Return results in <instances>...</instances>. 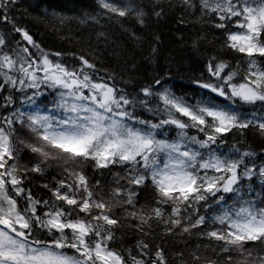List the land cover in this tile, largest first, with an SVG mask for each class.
<instances>
[{"label": "snow or ice", "instance_id": "snow-or-ice-1", "mask_svg": "<svg viewBox=\"0 0 264 264\" xmlns=\"http://www.w3.org/2000/svg\"><path fill=\"white\" fill-rule=\"evenodd\" d=\"M16 2L0 0V20L12 23L7 10ZM151 2L154 14L160 17L163 9L155 8L161 0ZM180 3L185 10L198 8L202 19L207 17L215 28L225 30L222 46L238 53L246 64L245 74L237 80L238 71L213 57L207 64L210 78L197 81L198 86L233 104L264 107V0ZM97 4L102 11L95 15L69 18L52 12L53 27L63 26L68 19H76L81 25L98 24L106 15L109 19L132 17L142 26L145 23L146 6L137 0H97ZM230 26L238 30L232 31ZM12 27L36 52L21 47L19 41L13 48L0 34V91L5 86L20 92L34 90L24 101L32 106L30 111L16 109L0 116V264H129V259L111 247L114 230L120 224L113 214L117 207L139 222L141 232L145 226L150 228L153 220L163 224L169 235H192L193 230L202 229L200 236L218 242L219 254H228L225 264H264V254L254 256V250L247 247L249 242L264 244V207L257 206L254 189L243 191V182L254 177L264 185V163H249L246 158L255 153L241 152L235 146L234 151L240 153L236 158H222L211 151L205 156L193 147L206 149L223 143L221 138L233 130L243 135V130L254 128L264 137V116L254 114L247 119L227 105L211 102L192 105L170 90L161 91L152 85L141 89L142 98H129L102 78L94 79L96 66L84 56L79 57V68H69L50 58L61 53L45 51L25 28L15 23ZM42 86L57 90L54 107L46 111L37 104L38 97L45 94ZM4 99L5 107L14 103L11 95ZM130 106L133 110L136 106L146 109L158 117V122L138 119ZM165 126L177 130L176 140L157 139V130ZM188 129H195L204 138L189 135ZM25 150L35 163H21ZM53 163L64 176L55 186L42 184L51 199L37 198L25 187V181L29 173L43 176ZM88 164L95 171L119 166L125 175L118 176L116 186L105 193L100 182H90L83 171ZM120 179L126 185L120 184ZM148 181L156 192V206L137 208V189ZM223 194H232L235 204L228 205ZM213 203L219 211L211 220L199 214L201 207ZM208 223L220 227L203 231ZM37 229L51 240L37 238ZM139 249V258L129 252L131 264H168L162 249L150 259L144 258L149 255L147 243L140 241ZM192 258L194 264H205L196 253ZM206 264L219 262L207 260Z\"/></svg>", "mask_w": 264, "mask_h": 264}, {"label": "trees", "instance_id": "trees-1", "mask_svg": "<svg viewBox=\"0 0 264 264\" xmlns=\"http://www.w3.org/2000/svg\"><path fill=\"white\" fill-rule=\"evenodd\" d=\"M113 2L124 3L126 0H113ZM137 2L146 6L147 15L144 17L143 26L132 17L109 19L106 15L100 18L98 24L81 25L76 19H68L63 26L53 27L52 12L72 18L85 13L95 15L96 12L102 10L99 9L97 0H17L16 4L11 5L7 10L8 19L12 23L0 20V34L11 42V47L15 48L19 41L21 47L28 46L31 52H36V49L22 41L20 35L13 30L12 25L15 23L25 28L45 51L61 53L59 57L51 56L50 58L64 63L69 68H79L81 66L79 57L84 56L96 66L93 73L94 79L102 78L104 82L114 86L118 93L122 91L129 98H142L141 89L152 85L154 89L161 91L168 89L192 105L211 102L221 107L227 105L247 119L253 118L254 114L256 117L264 116V107L259 104L255 106L240 102L233 104L231 101H224L208 90L200 88L196 83L210 78L207 64L213 60V57L217 61L228 62L233 70L238 71L237 80L245 74L246 64L243 58L238 53L222 46L225 30L215 28L214 21L207 17L202 19L198 8L185 10L180 0H161L160 5L155 8V11L163 9L160 17L154 14L151 0H137ZM2 14L0 10V15ZM230 27L232 31L237 30L234 26ZM153 48L156 49L155 53L152 52ZM157 79L161 81L160 85L155 84ZM32 91L28 89L26 92H20L5 86L4 90L0 91V116H7L16 109L30 111L32 106L24 101L27 96L32 95ZM42 91L45 94L38 98L37 104L54 106V102L58 99L55 92L44 86ZM8 95L13 97L14 103L5 107L3 106L5 105L4 98ZM129 110H132L133 115L138 119L158 122V117L140 106H136L134 110L130 106ZM136 127H141V125L137 124ZM17 128L27 138L28 134L25 130L19 125ZM176 131L173 126L158 129L157 138L177 139ZM243 132L244 134L240 135L239 132L233 130L232 133L221 138L223 143L218 142V145H212L211 148L193 147L205 156L211 151L222 158H236L240 153L234 151L233 146H235L241 152L255 153L254 157L246 158V161L251 163L254 160L259 166L264 163V137H261L254 128L245 129ZM188 134L204 138L203 134L195 129H188ZM21 163H35V159L25 150L21 156ZM83 171L88 175L90 182L99 181L105 193L110 192L111 188L116 186L118 176L125 175V170L119 166L95 171L88 164L83 166ZM63 176L61 169L53 163L43 176L29 173L25 187L30 188L37 198L51 199V193L43 188L42 184L49 183L50 186H55V181ZM243 183V191L247 193L249 189H254L253 197L257 206L264 207V185L260 179L254 177L252 181ZM120 184L126 185V181L120 179ZM137 191L139 192L136 198L137 208L156 206L157 196L150 181ZM223 195L228 205L235 204L236 198L232 194ZM20 206H24L23 201H20ZM164 207L167 209V206ZM218 211L219 206L213 203L211 207H201L199 214L211 220ZM113 214L120 224L114 230L111 247L129 259V264H131L129 252L138 258L140 256V241L149 245V249L146 250L149 255L144 257L145 259H150L157 249H162L168 264H181V261L183 264H194L193 253L199 255L205 264L207 260L225 264L224 256L228 254H219L218 242L200 236L198 233L202 229L193 230L192 235H169L165 232L163 224L153 220L150 221L151 227L145 226L144 231L141 232L138 230L139 222L127 217L122 208H114ZM212 227L220 226L208 223L203 231ZM176 231L179 232V229ZM36 236L51 240L50 236L41 233L39 229L36 230ZM214 247L215 251H213ZM247 247L254 250V256L264 254V244L260 242H249ZM178 253L183 255H178Z\"/></svg>", "mask_w": 264, "mask_h": 264}, {"label": "rangeland", "instance_id": "rangeland-1", "mask_svg": "<svg viewBox=\"0 0 264 264\" xmlns=\"http://www.w3.org/2000/svg\"><path fill=\"white\" fill-rule=\"evenodd\" d=\"M238 30V29H237ZM236 30V31H237ZM42 88H43V86H42ZM51 89V88H50ZM28 90V89H27ZM33 90V89H32ZM42 90V89H41ZM51 90H53V89H51ZM34 91V90H33ZM33 91H32V93L31 94H33ZM54 92H55V94H56V96H57V90H53ZM41 97V96H40ZM39 98V97H38ZM58 98V97H57ZM38 100V99H37ZM38 105L40 106V108H41V110L42 111H46V110H48V109H52L54 106H44V105H41V103H38ZM165 127H168V126H165ZM164 127V128H165ZM176 133H177V131H176ZM158 139V138H157ZM162 140H167V139H162ZM174 140H176V139H174ZM174 140H168V141H174ZM163 159H164V157H163V155L160 157V160H161V162L163 161Z\"/></svg>", "mask_w": 264, "mask_h": 264}]
</instances>
